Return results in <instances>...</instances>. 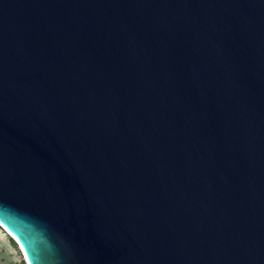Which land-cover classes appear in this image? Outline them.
I'll return each instance as SVG.
<instances>
[{"label": "water", "instance_id": "95a60500", "mask_svg": "<svg viewBox=\"0 0 264 264\" xmlns=\"http://www.w3.org/2000/svg\"><path fill=\"white\" fill-rule=\"evenodd\" d=\"M0 224L26 264H264V0H0Z\"/></svg>", "mask_w": 264, "mask_h": 264}, {"label": "rangeland", "instance_id": "374dc122", "mask_svg": "<svg viewBox=\"0 0 264 264\" xmlns=\"http://www.w3.org/2000/svg\"><path fill=\"white\" fill-rule=\"evenodd\" d=\"M12 235L0 224V264H26Z\"/></svg>", "mask_w": 264, "mask_h": 264}, {"label": "bare ground", "instance_id": "6f19581e", "mask_svg": "<svg viewBox=\"0 0 264 264\" xmlns=\"http://www.w3.org/2000/svg\"><path fill=\"white\" fill-rule=\"evenodd\" d=\"M10 233V232H9ZM11 234V233H10ZM22 255H23V253H22ZM24 259H25V257H24Z\"/></svg>", "mask_w": 264, "mask_h": 264}]
</instances>
